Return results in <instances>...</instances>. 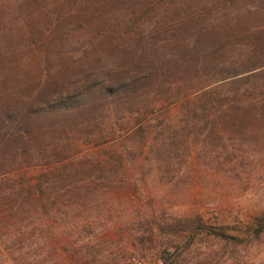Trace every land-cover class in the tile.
I'll use <instances>...</instances> for the list:
<instances>
[{"label":"trees","instance_id":"obj_1","mask_svg":"<svg viewBox=\"0 0 264 264\" xmlns=\"http://www.w3.org/2000/svg\"><path fill=\"white\" fill-rule=\"evenodd\" d=\"M239 2L210 0L200 13L170 17L182 0H0V264H11L12 252H23L26 264H49L51 228L75 233L94 203L124 184L127 163L145 148L167 173L181 151H215L210 137H264V28L244 30L231 53L234 35H213L220 18L239 14L228 11ZM89 30L67 52L49 48ZM12 55L21 74L4 67ZM173 106L177 116L161 117ZM79 143L112 147L98 156ZM30 168L39 174L16 175ZM149 225L133 229L132 238L155 245V262L133 264H187L197 240L223 256L228 247L258 242L264 213L244 237L198 217ZM79 228L97 237L92 224ZM155 233L170 238L156 241ZM83 249L84 264H95L94 247Z\"/></svg>","mask_w":264,"mask_h":264},{"label":"rangeland","instance_id":"obj_2","mask_svg":"<svg viewBox=\"0 0 264 264\" xmlns=\"http://www.w3.org/2000/svg\"><path fill=\"white\" fill-rule=\"evenodd\" d=\"M209 1L182 0V7L170 12V17L200 13L209 5ZM236 10L239 14L234 20L220 18L213 27L216 38H221L225 31L234 35L227 45V53L233 51L237 40L243 43L240 34L244 30L264 28V0H240L236 7L228 10L231 17H234ZM90 36L89 30L76 34L63 46L54 44L49 48L51 51L63 49L67 52L78 39ZM1 45L3 48L5 43ZM32 57L29 56V59ZM52 59L49 58V63ZM35 61L44 62L38 56ZM4 67L11 70V75L22 73V70L17 69V55L8 56ZM179 111L178 106L167 107L161 117L168 115L173 119ZM253 129L251 126L246 131ZM149 142L152 144L151 140ZM207 142L215 145V151H198L199 146L192 148L190 154L181 151L167 173L155 169V164L148 161L150 155H147L148 148H145L142 156L127 163L124 184L116 186L104 202L94 203V208L88 214L90 218L78 222L79 227L92 224L97 237L79 234V227L75 233L64 225L51 228L55 251H51L49 264H84L85 249L80 250V247L86 243L94 247L92 252L97 257L95 264H133L134 258L145 263L155 262V245L147 241L143 247L140 246L133 241L132 232L137 227H140V231L146 226L154 228L149 222L151 224L152 220L161 218L198 217L207 224L230 226L232 234L244 237L248 227L253 226L255 219L264 213V137L257 139L247 135H223V140L216 136L208 138ZM79 147L99 156L101 153L95 151L110 150L112 146L91 148L79 143ZM39 171L40 168H30L16 175L26 172L33 177ZM168 238L170 236L159 233H155L154 237L156 241L164 242ZM224 254L215 244L197 240L187 264H264V234L258 242L249 243L246 247H228ZM204 255H208L206 260L201 259ZM18 257L22 258V262L15 263ZM37 257L42 258V254H37ZM3 259L6 260L5 257ZM8 259L11 264H26L30 261L24 260L23 252H12Z\"/></svg>","mask_w":264,"mask_h":264}]
</instances>
